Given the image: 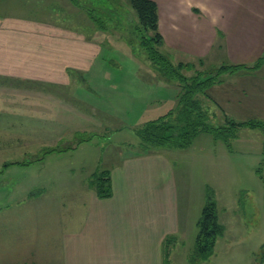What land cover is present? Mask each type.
<instances>
[{
    "label": "rangeland",
    "instance_id": "374dc122",
    "mask_svg": "<svg viewBox=\"0 0 264 264\" xmlns=\"http://www.w3.org/2000/svg\"><path fill=\"white\" fill-rule=\"evenodd\" d=\"M4 16L48 18L79 28L99 43L100 55L90 70L72 74L69 85H38L35 92L22 81L15 85L21 90L5 92L0 102L4 103L0 104V210L15 213L27 209L20 201L24 197L46 198L45 205L54 209L53 222L76 228L78 220L88 218L92 175L110 172L112 177L130 156L161 152L179 179L184 226L171 264H192L196 223L208 191L217 201L224 232L210 259L196 264H264V129L242 127L231 146L202 132L186 147L169 143L145 150L137 129L175 107L179 87L162 77L140 50L138 18L129 0H0V17ZM165 48L175 63L191 62L196 69L214 70L232 62L216 56L200 63L175 53L166 43ZM257 62L248 61V68ZM262 64L260 72L250 77L237 79L240 71L223 75L225 89L236 96L258 93L249 111L228 105L230 118L264 122V59ZM193 72L185 70L188 75ZM254 81L262 82L255 92ZM42 93L53 103L29 106ZM50 93L54 98L47 96ZM204 103L214 109L212 124H223L224 115L215 109V102L212 108ZM74 216L79 217L72 220Z\"/></svg>",
    "mask_w": 264,
    "mask_h": 264
},
{
    "label": "crops",
    "instance_id": "0c3cea01",
    "mask_svg": "<svg viewBox=\"0 0 264 264\" xmlns=\"http://www.w3.org/2000/svg\"><path fill=\"white\" fill-rule=\"evenodd\" d=\"M154 1L167 47L186 59L217 56L233 62L226 65H247L264 53V0ZM47 19L0 17V102L5 92L21 90L15 85L22 81L37 92L38 85H69L72 74L94 66L99 43L79 28ZM261 67L238 70L237 79L257 75ZM254 82L255 92L262 82ZM230 91L221 78L204 102L211 108L215 102L222 114L234 103L248 110L258 94L242 98ZM43 94H36L29 106L52 104ZM47 96L54 98L53 93ZM111 178L110 198L100 199L87 187L90 211L76 228L54 223V209L45 205L46 198L24 197L20 201L27 209L15 213L0 210V264H162L166 235L179 236L184 228L179 179L170 159L161 152L137 153ZM33 204H43L35 207L43 210Z\"/></svg>",
    "mask_w": 264,
    "mask_h": 264
},
{
    "label": "trees",
    "instance_id": "16d2710c",
    "mask_svg": "<svg viewBox=\"0 0 264 264\" xmlns=\"http://www.w3.org/2000/svg\"><path fill=\"white\" fill-rule=\"evenodd\" d=\"M129 3L138 18L135 29L140 50L144 51L147 60L162 77L176 81L179 87L175 107L137 129L142 146L146 147L145 150H153L169 143L177 147H186L191 145L194 138L202 132H208L216 140H222L231 146V141L238 137L242 127L264 129V122L254 120L239 122L230 118L225 112H223L225 122L216 126L211 122L213 114L204 103V97L209 98L208 89L220 82L224 73L249 69L247 65L224 64L212 70L196 69L191 62L175 63L164 50L165 41L159 30L156 1L129 0ZM263 59L264 57H261L256 65L250 68H259L263 65ZM199 62L204 61L200 58ZM185 70H194V72L188 75ZM88 186L100 199L110 198L113 195L110 172L92 175ZM196 224L194 249L189 255L192 264L209 260L214 253L218 237L224 232V225L220 222L217 212V201L209 191L206 204ZM178 237L176 234L166 235L163 241L162 264H171V255L177 246Z\"/></svg>",
    "mask_w": 264,
    "mask_h": 264
}]
</instances>
